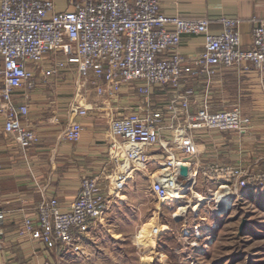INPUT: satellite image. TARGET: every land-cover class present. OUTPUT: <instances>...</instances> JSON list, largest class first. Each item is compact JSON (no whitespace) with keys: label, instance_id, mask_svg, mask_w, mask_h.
Listing matches in <instances>:
<instances>
[{"label":"built area","instance_id":"built-area-1","mask_svg":"<svg viewBox=\"0 0 264 264\" xmlns=\"http://www.w3.org/2000/svg\"><path fill=\"white\" fill-rule=\"evenodd\" d=\"M69 2L70 9L56 10L53 0H0L2 129L25 154L40 141L29 119L31 94L51 79L68 76L74 87L73 112L78 116L103 108L108 112L111 167L102 176L84 174L66 209L60 208L57 196L41 193L36 214L19 220L17 236L46 248L83 252L78 238L108 215L137 171L149 178L158 199L179 203L172 212L178 220L186 212L179 209L180 203L195 198V209L201 201L203 195L195 190L199 178L216 183L210 192L215 210L245 187L264 183L263 170L252 172L243 161L202 163L197 149L201 130L234 131L238 138L252 130V118L238 104L211 108L210 87L219 67L250 64L264 78V19L250 18L252 37L245 46L237 17L218 18L221 27L213 31L208 17L166 14L159 0ZM185 33L202 35V52L186 56L181 51ZM196 84L202 85L201 100ZM156 90L169 96L155 105ZM131 94L140 102L125 101ZM83 129L80 120L71 119L60 138L77 141ZM156 151L163 155L158 169L168 168L164 174H156L158 169L147 172ZM222 184L227 188L219 191ZM5 218L0 209V249Z\"/></svg>","mask_w":264,"mask_h":264},{"label":"crops","instance_id":"crops-1","mask_svg":"<svg viewBox=\"0 0 264 264\" xmlns=\"http://www.w3.org/2000/svg\"><path fill=\"white\" fill-rule=\"evenodd\" d=\"M159 1L161 10L166 14L208 17L211 19L210 29L213 31L220 29L217 19L222 16L240 18L238 29L245 46L250 44L252 37L250 18L257 16L264 19V0ZM53 2L56 10L70 9L72 6L69 0ZM181 40V51L186 56L203 51L202 35L185 33ZM212 79L211 108L229 109L238 104L242 112L252 118L253 128L240 138L234 131L201 130L197 140L200 160L202 163L243 161L252 172L264 171L263 75L249 64L231 68L219 67ZM50 82L48 84L51 90L39 85L29 99L30 123L36 129L40 141L32 145L25 154L18 148L13 136L3 131V119L0 116V209L6 213L0 264L44 262L42 257L47 258L55 246L46 248L39 242L17 236L16 229L21 217L36 214L41 193L57 196L60 208H68L69 203L77 196L84 174L102 176L111 167L107 153L110 141L107 110H89L86 115L78 116L70 107L74 95L72 78L67 76L66 79H51ZM196 87L199 91L197 99L201 100L202 85L196 84ZM132 96L125 101L140 102L138 96ZM168 96L167 91L156 90L152 95V102L159 104L166 101ZM94 98L90 96V99ZM106 103L107 101L102 106L105 107ZM71 119H78L83 124L81 137L77 141L61 140L60 134ZM162 157L156 151L147 172L155 170L151 168H155ZM210 182L216 186L215 182L206 178H199L197 185L203 187L206 184L208 191L210 188L207 183ZM130 195L123 194L116 200L123 201L122 197L127 198ZM138 210L131 219V226L144 223ZM109 212L114 213L113 205Z\"/></svg>","mask_w":264,"mask_h":264},{"label":"rangeland","instance_id":"rangeland-1","mask_svg":"<svg viewBox=\"0 0 264 264\" xmlns=\"http://www.w3.org/2000/svg\"><path fill=\"white\" fill-rule=\"evenodd\" d=\"M43 87L51 90L49 84ZM151 169H158V164ZM207 185L211 191H206V184L195 187L203 195L195 209V198L180 203L179 209L186 212L178 220L172 212L179 203L158 199L149 178L137 171L123 188V194L131 195L113 201L114 213L78 238L83 252L55 246L39 264H264V183L245 187L218 210L210 202L216 186ZM137 210L144 223L135 227L131 219ZM150 218L161 227L153 234V244L141 233Z\"/></svg>","mask_w":264,"mask_h":264},{"label":"bare ground","instance_id":"bare-ground-1","mask_svg":"<svg viewBox=\"0 0 264 264\" xmlns=\"http://www.w3.org/2000/svg\"><path fill=\"white\" fill-rule=\"evenodd\" d=\"M168 170L165 165H162L158 170L156 174H164ZM184 170V169H182ZM226 185L222 184L221 186L218 187V190H224L226 189ZM202 199L203 197H199ZM183 210V209H182ZM161 229L160 224L156 223V219L150 218L147 223L144 224V226L141 229V233L145 235L146 241L148 244H153V234L157 233Z\"/></svg>","mask_w":264,"mask_h":264},{"label":"water","instance_id":"water-1","mask_svg":"<svg viewBox=\"0 0 264 264\" xmlns=\"http://www.w3.org/2000/svg\"><path fill=\"white\" fill-rule=\"evenodd\" d=\"M182 169H184V168H182ZM183 172H184V170H182Z\"/></svg>","mask_w":264,"mask_h":264}]
</instances>
